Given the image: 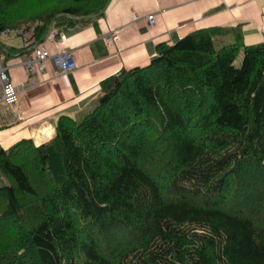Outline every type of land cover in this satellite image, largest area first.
<instances>
[{
  "label": "trees",
  "instance_id": "obj_1",
  "mask_svg": "<svg viewBox=\"0 0 264 264\" xmlns=\"http://www.w3.org/2000/svg\"><path fill=\"white\" fill-rule=\"evenodd\" d=\"M21 1L0 33L38 21L40 42L110 0ZM213 36L159 43L48 141L0 148V264H264V43Z\"/></svg>",
  "mask_w": 264,
  "mask_h": 264
},
{
  "label": "crops",
  "instance_id": "obj_2",
  "mask_svg": "<svg viewBox=\"0 0 264 264\" xmlns=\"http://www.w3.org/2000/svg\"><path fill=\"white\" fill-rule=\"evenodd\" d=\"M148 15L154 17L151 26ZM201 28L212 29L220 43H264V0H110L102 13L50 25L41 38L52 53L74 51L76 66L61 77L51 62L27 73L22 60L29 49L0 42V64L20 89L17 103H0V148L23 139L48 141L61 116L79 119L92 108L105 78L148 64L159 43ZM109 32L116 34L110 44L104 39Z\"/></svg>",
  "mask_w": 264,
  "mask_h": 264
},
{
  "label": "built area",
  "instance_id": "obj_3",
  "mask_svg": "<svg viewBox=\"0 0 264 264\" xmlns=\"http://www.w3.org/2000/svg\"><path fill=\"white\" fill-rule=\"evenodd\" d=\"M149 26L154 24L153 15L147 16ZM15 31L23 38V44L29 49L30 54L22 60V64L27 73L43 71L47 63L51 62L55 67V76L61 77L68 71L75 68L74 51L72 49H62L59 52L52 53L44 43L35 42L32 33H26L24 27L17 29H6L0 34H6ZM53 36V32L51 33ZM116 38L115 32H109L105 35V41L110 44ZM19 87L13 83L8 74L7 65L0 64V103L11 106L19 100Z\"/></svg>",
  "mask_w": 264,
  "mask_h": 264
},
{
  "label": "rangeland",
  "instance_id": "obj_4",
  "mask_svg": "<svg viewBox=\"0 0 264 264\" xmlns=\"http://www.w3.org/2000/svg\"><path fill=\"white\" fill-rule=\"evenodd\" d=\"M32 4V0L31 1H29V0H23V1H21L19 4H17L18 6H20V7H28L29 5H31ZM57 17H60V16H55L53 19H50L49 21V23H48V25H53L55 22V20H56V18ZM87 18H89V17H87ZM67 20H68V17H67ZM66 20V21H67ZM24 21H22V23L21 24H19V25H17L15 28H13V29H17V28H19V27H24L25 28V31H26V33H32V38L35 40V37L33 36V29H34V27L36 26V25H38V21H28V22H24ZM61 22V21H60ZM64 22V21H63ZM0 42H2V43H4V44H7V45H13V46H16V47H20V46H22V43H23V38L21 37V36H19L15 31H11V32H9V33H6V34H0ZM242 56H243V53H242V51H240L239 52V54H238V56H237V58H236V60H235V65H240V63H241V60H242ZM246 171V170H245ZM248 171H246V175H248V173H247ZM252 176H253V178H254V176H257L256 174H258V173H250ZM245 177V176H244ZM256 181H258V179H255V181L253 180V185H254V188H255V182ZM7 182V180H6V178L4 177V176H2V182H1V184H5ZM249 187H252V185L251 184H249V186L247 187L246 186V181H245V191H246V197H249V196H251V195H253L254 193H255V191L251 194V193H249V192H251V189H249ZM257 191V190H256Z\"/></svg>",
  "mask_w": 264,
  "mask_h": 264
},
{
  "label": "water",
  "instance_id": "obj_5",
  "mask_svg": "<svg viewBox=\"0 0 264 264\" xmlns=\"http://www.w3.org/2000/svg\"><path fill=\"white\" fill-rule=\"evenodd\" d=\"M106 8V7H105ZM105 8L100 12V13H102L104 10H105Z\"/></svg>",
  "mask_w": 264,
  "mask_h": 264
}]
</instances>
